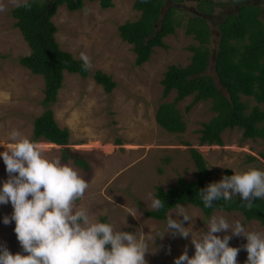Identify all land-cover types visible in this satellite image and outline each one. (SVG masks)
<instances>
[{
    "label": "rangeland",
    "instance_id": "obj_1",
    "mask_svg": "<svg viewBox=\"0 0 264 264\" xmlns=\"http://www.w3.org/2000/svg\"><path fill=\"white\" fill-rule=\"evenodd\" d=\"M208 1L212 4V12L205 15L211 32L208 45L215 50L219 39L218 25L235 13L238 0H183L185 8L178 7L173 14L181 26L163 39L167 47H155L150 59L141 66L135 65L132 45L123 41L118 31L120 24L140 16V11L133 8L134 0H112L113 6L106 9H102L98 1L84 0L83 7L76 11H68L65 5L59 6L53 17L60 48L77 59H81L82 52L87 54L92 64L90 71L99 69L110 74L117 85L106 94L91 75L82 78L77 73L64 71L62 87L51 110L58 126L69 130V143L53 146L45 143L43 138L35 143L45 156L59 157L87 181L85 195L77 203L88 208L96 220L106 216L117 231L144 233L149 251L145 254L147 264H174L186 245L189 257L194 254L190 237L183 239L166 232L160 238L166 231L169 214L172 213L173 219L182 220L177 217L176 208L166 214L165 220L146 214L153 209L149 193L155 198L157 186L167 189L176 183L178 176L188 182L196 179L197 169L190 148L203 156L211 170L212 182H219L226 170L232 174L233 170H264V160L259 155L264 151V140H244L237 127L222 132V145L199 144L198 130L216 114L210 108L211 100L198 101L189 109L186 107L192 96L177 103L176 108L185 123L181 133L167 132L155 120L158 106L172 102L176 95L172 90L166 97L162 96L161 79L165 71L169 65L189 64L192 51L188 48L197 44L192 35L185 34L187 21L195 15L187 7L199 11L198 4ZM0 3L6 8L0 12V144L6 149L13 129L31 138L33 120L44 109L41 104L44 80L18 63L20 56L29 53V47L14 26L15 19L10 11L15 6L11 0H0ZM86 8L90 10L87 14ZM163 11H168L166 3ZM207 72L215 77L212 65ZM242 100L249 106L256 104L253 97L242 96ZM259 106L264 109V103ZM66 146L71 155L64 160L62 151ZM5 149L0 146V152ZM78 156L86 158L90 166L88 172L74 163L73 159ZM7 178L6 166L0 157V187ZM180 205L193 218L194 230H206L210 218L217 215L226 218L230 225L238 220L246 231L264 233V225L256 220H246L238 211L215 210L205 217L199 207ZM12 212L10 202L0 204V245H6L13 254H26L16 238L15 222L3 223L4 217H11ZM225 234L231 235L230 230L217 233L221 238ZM246 243L243 236H232L229 241V246L241 248L238 264H245L247 259V251L242 248Z\"/></svg>",
    "mask_w": 264,
    "mask_h": 264
},
{
    "label": "trees",
    "instance_id": "obj_2",
    "mask_svg": "<svg viewBox=\"0 0 264 264\" xmlns=\"http://www.w3.org/2000/svg\"><path fill=\"white\" fill-rule=\"evenodd\" d=\"M88 1H98L102 9L113 6L112 0ZM29 2L32 4L31 10L13 7L10 14L15 19L14 26L29 47V53L20 56L18 63L44 80V97L41 100L44 109L33 120L30 140L36 142L43 138L57 145H67L69 130L58 126L51 110L57 100L58 90L62 87L64 71L77 73L82 78L91 75L106 94L111 93L117 83L102 70L85 71L83 61L60 48L56 40L58 28L53 17L58 7L65 5L68 11H76L83 7L84 0ZM165 3V0H134L133 8L140 11V16L118 26L120 38L132 45L136 66L147 62L155 47L166 48L163 39L181 26L179 20L173 17L176 7H170L164 12ZM211 6L210 1L200 2V15H194L186 23L185 34L192 35L197 44L188 48L192 51L189 64L169 65L165 71L161 79L162 96L166 97L172 90L176 91V95L172 102H163L158 106L155 120L167 132H183L185 123L176 105L185 97L192 96L186 109L198 101L211 100L210 108L216 113L198 130L200 145H222V132L234 127L242 131L244 140H264V109L259 106L264 103V22L260 18L261 9L253 4H243L238 14L227 16L218 25L217 48L211 50L208 45L211 43L210 27L204 17L212 12ZM245 38L246 41L242 42ZM209 65L213 66L215 77L207 72ZM242 96L253 97L256 104L249 106L247 101L242 100ZM117 144H120L119 140ZM190 153L197 169L196 179L188 182L178 176L176 183L167 189L157 186L154 196L162 201L163 207L146 211L148 216L165 220L166 214L176 205L191 204L199 207L205 217H209L215 210L238 211L246 220H256L264 225V199L254 200L251 210L243 206L244 201L240 196H234L230 201H214L212 207L206 208L198 192L212 183L211 170L196 149L190 148ZM259 155L264 160V151ZM62 158H68L64 150ZM73 161L86 172L89 171L90 166L85 157L78 156ZM225 175L231 176L232 173L226 170ZM98 221L109 223L106 216H101Z\"/></svg>",
    "mask_w": 264,
    "mask_h": 264
},
{
    "label": "clouds",
    "instance_id": "obj_3",
    "mask_svg": "<svg viewBox=\"0 0 264 264\" xmlns=\"http://www.w3.org/2000/svg\"><path fill=\"white\" fill-rule=\"evenodd\" d=\"M11 3L28 10L32 7L29 0ZM5 10L0 3V12ZM84 11L87 14L90 10ZM80 58L83 69L89 70L90 57L82 52ZM8 139L6 149L0 144L5 149L0 157L8 174L0 187V204L11 203L13 212L11 217H4L3 223L15 222L16 238L26 254H13L6 245H0V264H147L148 244L142 231H117L111 223L99 222L88 208L77 203L85 195L88 183L73 167L62 163L59 157L45 156L38 144L19 130L13 129ZM237 194L249 210L254 200L264 199V170H233L231 176L225 175L198 192L206 208L212 207L214 201H230ZM149 197L153 209L163 207L160 199L152 198L151 193ZM175 213L182 220L169 214L166 231L160 238L166 232L183 239L190 237L195 251L189 257L186 245L174 264H238L241 248L229 246L232 236L246 238L247 243L242 245L247 251L245 264H264V233L246 231L238 220L230 225L226 218L217 215L210 218L206 230H194L195 222L184 206L176 205ZM229 230L231 235H217Z\"/></svg>",
    "mask_w": 264,
    "mask_h": 264
},
{
    "label": "flooded vegetation",
    "instance_id": "obj_4",
    "mask_svg": "<svg viewBox=\"0 0 264 264\" xmlns=\"http://www.w3.org/2000/svg\"><path fill=\"white\" fill-rule=\"evenodd\" d=\"M182 1H176V0H165L166 2V6L167 8H170V7H183L185 8V6L182 4ZM243 4H253L255 6H259L260 9H261V15H260V18L263 20V16H264V0H238V3L236 4L235 6V13L233 14H238L239 12V9H240V6L243 5ZM182 8V9H183ZM190 11L194 12L195 15H199L200 12L197 11L196 9H192L193 7H187ZM211 13V12H210ZM232 15V14H231ZM208 21V20H207ZM246 41V38L245 40H243L242 42Z\"/></svg>",
    "mask_w": 264,
    "mask_h": 264
},
{
    "label": "water",
    "instance_id": "obj_5",
    "mask_svg": "<svg viewBox=\"0 0 264 264\" xmlns=\"http://www.w3.org/2000/svg\"><path fill=\"white\" fill-rule=\"evenodd\" d=\"M263 21H264V16H263ZM214 58H215V55L212 56V59H214ZM64 151H65L68 155H71V151H70V149H69L68 146L64 147Z\"/></svg>",
    "mask_w": 264,
    "mask_h": 264
},
{
    "label": "bare ground",
    "instance_id": "obj_6",
    "mask_svg": "<svg viewBox=\"0 0 264 264\" xmlns=\"http://www.w3.org/2000/svg\"><path fill=\"white\" fill-rule=\"evenodd\" d=\"M45 143H47V144H49V145H55V146H58L57 144H54V143H52V142H49V141H45Z\"/></svg>",
    "mask_w": 264,
    "mask_h": 264
}]
</instances>
